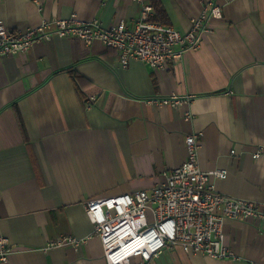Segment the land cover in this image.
<instances>
[{
    "label": "crops",
    "instance_id": "0c3cea01",
    "mask_svg": "<svg viewBox=\"0 0 264 264\" xmlns=\"http://www.w3.org/2000/svg\"><path fill=\"white\" fill-rule=\"evenodd\" d=\"M154 2L160 24L181 34L209 3L221 18L163 70L135 60L122 68L99 41L57 36L0 58V234L9 241L0 264H107L84 204L158 185L185 160L189 134H201L202 171H227L210 180L218 193L264 206V0H0V22L53 28L75 14L105 28L133 25L144 5L153 21ZM172 95L192 98L152 102ZM222 231L229 259L175 246L130 264H264L261 224L226 218ZM66 235L84 242L51 247Z\"/></svg>",
    "mask_w": 264,
    "mask_h": 264
},
{
    "label": "built area",
    "instance_id": "2783aa9c",
    "mask_svg": "<svg viewBox=\"0 0 264 264\" xmlns=\"http://www.w3.org/2000/svg\"><path fill=\"white\" fill-rule=\"evenodd\" d=\"M153 7L144 5L133 25L121 21L103 27L98 20L82 22L75 14L51 22L43 20L38 26L13 31L0 22V58L27 52L36 41L51 40L53 36L75 38L86 45L101 42L119 54V64L126 68L130 61H139L153 70H163L166 63H178L185 52L200 46L203 34L211 32L208 22L221 18L218 3L204 6L199 17L191 20L185 34L171 26L151 20ZM192 96L172 95L153 99L155 104L176 107L189 102ZM201 134L184 138L186 157L182 164L163 174V180L150 190L89 199L85 214L98 235L107 264H130L133 258L148 262L164 249L180 246L214 258L233 257L224 245L222 231L226 218L256 221L264 227V206L220 194L211 178L225 179L226 170L202 171L198 151ZM261 149L253 154L256 159ZM234 154V151L230 152ZM84 240L71 235L60 236L51 242L53 248L77 249ZM8 239L0 234V260L6 261Z\"/></svg>",
    "mask_w": 264,
    "mask_h": 264
},
{
    "label": "trees",
    "instance_id": "16d2710c",
    "mask_svg": "<svg viewBox=\"0 0 264 264\" xmlns=\"http://www.w3.org/2000/svg\"><path fill=\"white\" fill-rule=\"evenodd\" d=\"M154 7H155V11H156V14H155V17L153 18V21L155 22H159L160 23V19H159V15L161 14L162 10H160V7L158 6V4L156 2H154ZM75 80L78 84V78L76 75H75Z\"/></svg>",
    "mask_w": 264,
    "mask_h": 264
}]
</instances>
